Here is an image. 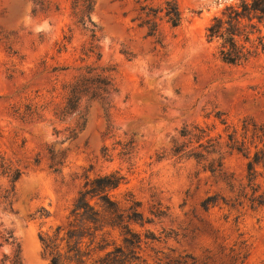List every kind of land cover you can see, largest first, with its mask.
I'll use <instances>...</instances> for the list:
<instances>
[{
  "label": "rangeland",
  "instance_id": "374dc122",
  "mask_svg": "<svg viewBox=\"0 0 264 264\" xmlns=\"http://www.w3.org/2000/svg\"><path fill=\"white\" fill-rule=\"evenodd\" d=\"M175 1L181 20L173 26L160 10L165 0H94L90 52L72 0L43 8L0 0V264L16 249L22 264H47L39 234L65 219L86 177L112 171L126 177L113 195L123 202L131 193L150 219L133 225L155 234L139 248L146 263L189 253L196 264H264V207L242 196L246 159L226 146L220 122L264 124V52L230 64L208 41L210 19L234 0ZM97 62L114 67L117 91L108 104L87 103L85 124L71 136L76 120L54 115L62 84ZM194 125L214 151L200 160L173 155L174 143L189 145L179 131ZM210 195L218 199L204 208Z\"/></svg>",
  "mask_w": 264,
  "mask_h": 264
},
{
  "label": "trees",
  "instance_id": "16d2710c",
  "mask_svg": "<svg viewBox=\"0 0 264 264\" xmlns=\"http://www.w3.org/2000/svg\"><path fill=\"white\" fill-rule=\"evenodd\" d=\"M41 8L51 0H36ZM94 0H72V16L83 29L89 32L90 45L87 51L96 47L97 26L91 18ZM163 10L167 21L176 26L181 20V11L175 0H165ZM264 0H234L225 4L220 11L212 16L206 26L208 41L216 42L217 53L224 62L237 64L264 52ZM69 41V36H64ZM64 47V43H61ZM99 60V57H98ZM77 73L72 79L62 84L63 100L54 107V115L59 120L67 117L76 120L71 129V136L77 135L79 128L85 124L87 103L100 101L108 104L111 95L117 91L114 81V67L99 62L85 64L76 68ZM31 107L27 112L31 116ZM82 120V121H81ZM226 126V146L241 153L246 159V187L242 193L250 208L264 207V124L251 118H243L238 124ZM78 128V130H77ZM179 135L188 138L189 145L182 141L174 143L170 152L173 155L204 159L206 153L214 151L215 145L207 138L205 129L194 125L191 129L183 127ZM206 139V144L202 142ZM192 140L196 146H190ZM221 166L209 162L211 172ZM56 169V168H55ZM20 175L16 169L10 174L14 182ZM126 181L119 171H112L86 177L65 219L51 230L41 232L39 239L48 258L47 264H149L139 254L143 239H155V234L146 231L141 234L133 225L143 226L150 219L139 209L140 202L131 193L125 194L123 202L113 195ZM217 195L206 197L202 205L217 201ZM231 206H234L232 204ZM11 235L3 238L9 242ZM8 258V257H6ZM195 258L182 254L169 259L167 264H196ZM8 264H22L17 249Z\"/></svg>",
  "mask_w": 264,
  "mask_h": 264
}]
</instances>
